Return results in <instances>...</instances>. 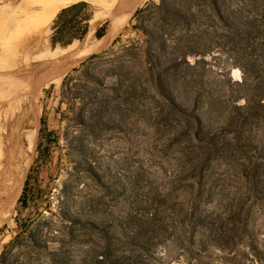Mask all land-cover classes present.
Wrapping results in <instances>:
<instances>
[{
  "label": "rangeland",
  "instance_id": "obj_1",
  "mask_svg": "<svg viewBox=\"0 0 264 264\" xmlns=\"http://www.w3.org/2000/svg\"><path fill=\"white\" fill-rule=\"evenodd\" d=\"M159 1L143 0L108 46L74 66L50 58L67 49L50 43L56 16L5 54L12 72L21 74L17 145L26 156L17 169L20 194L0 224V264H245L239 244L231 243L248 241L243 221L248 237L264 242V197L239 173L243 165L252 171L264 156L263 114L249 116L241 134H222L216 141L233 147L220 144L226 152L206 157L200 147L211 146L193 138V121L170 108L150 82L145 38L135 27L160 29L154 8ZM248 1L220 3L235 28L222 25L208 2L193 6L204 19L194 24L200 33L192 47L204 56L158 68L177 102L200 117L203 133L230 125L231 118L239 121L244 112L234 106L264 96V50L250 51L236 37L243 35L238 27L250 30V11H264V0ZM20 2L0 0V11ZM77 2L88 4L90 20L101 10L95 0L71 4ZM112 21L97 30L106 25L107 31ZM179 29L185 33L184 22ZM172 53L171 47L157 50L163 63ZM250 58L262 66L260 76L244 74L242 65ZM5 125L11 140L12 126ZM229 211H240V222L228 221ZM198 215L208 216L209 225L196 220ZM211 215L214 228L220 227V215L223 230H230L228 248L211 230Z\"/></svg>",
  "mask_w": 264,
  "mask_h": 264
},
{
  "label": "trees",
  "instance_id": "obj_2",
  "mask_svg": "<svg viewBox=\"0 0 264 264\" xmlns=\"http://www.w3.org/2000/svg\"><path fill=\"white\" fill-rule=\"evenodd\" d=\"M227 0H184L179 2V0H160L157 5H154V8L157 10V13L161 15V24L160 29L158 31H153L146 27H135L145 38L143 40L144 46L146 48L145 51V63L148 66L147 71L150 78V82L153 87L156 89L158 95L172 108L175 112H177L181 117L185 118V120L193 121L195 129L192 133L193 138H195L199 142H206L211 147H200V150L206 152V157L209 158L211 154L226 152L222 150V148H218V145H222L221 147H229L231 149L233 146L230 142H221L220 144L216 141L218 140L222 134L230 133V134H241V131L248 124V117L255 114H263L264 118V96H256L245 99L243 105H235L234 108L237 110H241L244 114H240L241 119L235 121L236 119L231 118L229 124L225 127H221L219 129L210 131L208 133H203L202 121L198 115L188 111L184 106L180 105L177 100L173 97L170 89V85L168 82H165L162 79L161 74L158 72V68L167 69L169 66H178L182 61L187 60L189 57H202L204 56V52L196 49V47H192L194 44V39L197 37L198 26L194 27V24L201 22L204 17L192 11L193 6H199V4L203 7H206V3H209V6L212 8L214 15L217 20L224 25L225 27H232L234 24L228 20L227 17L224 16L223 11L221 10L220 3L226 2ZM257 0H249L246 4L257 3ZM184 4V5H183ZM183 6L186 9H183ZM88 7L86 2H77L71 4L63 9H61L55 19L53 20V33L50 37V43L54 47L57 44L61 46H66L64 48H71L74 45L78 44L86 35L88 31V21L91 18V14L88 13L85 9ZM139 10L135 12L138 13ZM252 13L251 16L246 18V24L250 25V30L243 31L238 29L243 35L236 36L239 38L240 43L245 45L246 49L250 51H262L264 50V11L259 12V9L256 11H250ZM249 13V12H247ZM208 21L214 23V19L210 18V16L205 17ZM184 22L187 26V29L184 31V34L181 29H179V23ZM192 27V29H191ZM234 27V26H233ZM106 25L104 28H100L95 32V38L99 39L106 33ZM235 28V27H234ZM255 42L256 45H255ZM72 45V46H71ZM167 47H171L173 53L170 57L166 59L163 63L161 61V57L157 55L158 49H165ZM182 47H185V50H181ZM259 48V49H258ZM66 49V50H67ZM246 51V50H245ZM250 61H247L242 68L244 70V74L250 76L253 74L254 76H260L263 72L262 66L257 64L254 61V58H250ZM244 66V67H243ZM77 69H73L72 72H77ZM263 76V74H262ZM257 84L256 87L260 86ZM242 85V84H241ZM264 92V90H262ZM239 114V113H238ZM78 121L80 123H84V119L82 116H78ZM238 123V127L235 128L232 124ZM237 139V138H235ZM237 147V144L234 145ZM237 148H246V147H237ZM206 159V158H205ZM205 161L202 160L199 162L200 168V177H202V170H204ZM264 156H258L257 164L252 167V171H249L247 166H242L240 176L244 179H251L252 182V190L254 194L260 200L264 197ZM28 181H25V187ZM254 186V187H253ZM25 187L23 188L20 200L25 205ZM258 201V199H256ZM241 212H231L229 211L225 218L228 221L231 218L237 219L240 222ZM153 214L150 215V219H153ZM191 216H194V213H191ZM217 216V215H215ZM214 216H210V221H212L211 230L217 232L216 238L222 248H228L226 246L229 245L228 236L226 235L230 230H223V226L225 222L220 215L217 217L222 220L219 228H214ZM196 220H199L201 224H208V216L198 215ZM212 219V220H211ZM243 221L241 225L242 235L248 240L246 243H238L239 241H234L232 239L231 243L233 246H237L239 244V248H241V252L245 257V264H264V242H258L252 237H248V224ZM218 230V231H217ZM228 237V238H227ZM240 240V239H239ZM229 258V257H226ZM208 264V263H207Z\"/></svg>",
  "mask_w": 264,
  "mask_h": 264
},
{
  "label": "bare ground",
  "instance_id": "obj_3",
  "mask_svg": "<svg viewBox=\"0 0 264 264\" xmlns=\"http://www.w3.org/2000/svg\"><path fill=\"white\" fill-rule=\"evenodd\" d=\"M72 1L21 0L16 6L8 7L0 11V224L5 217L7 218V213L11 207L13 208L20 194L21 183L18 181L19 174L17 169H20L21 162L26 156V152L22 154L19 150L20 146L18 147L17 145V136L21 124L19 114L22 99L20 87L22 86L19 87V82H17L16 78L21 77V74L18 72L14 74L12 72L13 68L8 66V60L3 58L9 49L17 45L22 38L46 28L57 13L61 9L69 6ZM142 1L95 0V2L100 4L101 10L98 15L90 20L88 31L84 38L78 44L67 50L56 51L50 58L62 59L64 64L66 63L65 67H71L82 61L84 57L100 52L110 41L114 33L118 30L120 31L123 24L133 15ZM111 17L113 21L106 33L101 38L94 39L93 35L98 27ZM47 72L50 73V71ZM29 73L28 75L32 77V73ZM28 94L31 96L32 91ZM7 113H9L8 121L12 126L10 132L12 131L13 139L11 140L8 138L9 132H7V126L5 125V123H9L6 120ZM31 133L28 135V146L30 149L33 147V143L30 142L33 137Z\"/></svg>",
  "mask_w": 264,
  "mask_h": 264
}]
</instances>
